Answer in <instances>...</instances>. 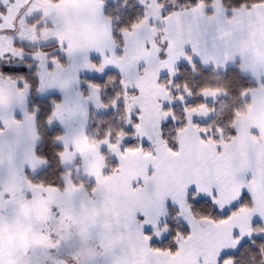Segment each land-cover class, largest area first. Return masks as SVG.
<instances>
[{"label": "snow or ice", "instance_id": "6c2138e0", "mask_svg": "<svg viewBox=\"0 0 264 264\" xmlns=\"http://www.w3.org/2000/svg\"><path fill=\"white\" fill-rule=\"evenodd\" d=\"M48 4L62 9L61 14L51 15L40 0H0V169L5 154L14 157L29 127L36 128L42 107L36 103L28 110L33 88L40 94L53 87L61 92L62 100L52 102L43 122L50 131L53 124L65 129L66 119L77 111L85 120L87 116L86 104L77 109L66 94L71 85L79 86V72L103 74L110 66L119 74V90L108 103L100 95L107 84L87 81L88 94L78 87L76 95L96 108L123 106L126 119L124 127L108 129L93 141L102 162L84 173L90 183H81V190L94 197L103 180L127 191L135 201L132 217L148 264H236L235 250L264 240V125L252 121L253 114L264 111V35L254 37L250 48L241 47L243 27L225 29L223 24L229 17H240L241 25L245 17L264 22V0H136L141 11L129 23L105 12L108 0ZM126 5L122 0L121 7ZM49 42L54 49L42 47ZM26 44L34 50L26 52ZM78 51L84 57L76 65L73 55ZM12 59L15 66H4L13 64ZM141 61L144 67L138 68ZM181 66L191 71L192 85L181 81ZM209 68L222 76L224 91L196 86L201 70ZM129 69L133 78H128ZM161 71L167 72L164 81ZM229 85H234L232 100L238 97L242 103H222L217 111L215 101L230 97ZM174 103L182 106L181 116L171 107ZM225 109L226 122H198L201 116L219 117ZM162 121L171 126L172 135L165 134ZM130 135L137 138L135 144L126 143ZM65 139L63 131L51 145L44 143L36 129L31 144L33 153L43 156L39 163L47 168L52 145H63ZM53 155L59 162L53 173L59 183L53 180L47 187L60 190L72 180L74 169L66 167L72 161L62 152ZM107 156L114 160L111 166ZM37 166L21 165L17 175L33 185L28 172L35 173ZM80 170L76 165L75 171ZM9 195L0 191V202ZM169 200L174 219L183 222L174 232L160 220L168 213ZM199 206L210 209L209 214L199 213ZM165 235L171 244L158 246ZM72 241L69 236L65 243ZM260 252L264 255V247ZM26 255L29 264H50V250Z\"/></svg>", "mask_w": 264, "mask_h": 264}, {"label": "rangeland", "instance_id": "374dc122", "mask_svg": "<svg viewBox=\"0 0 264 264\" xmlns=\"http://www.w3.org/2000/svg\"><path fill=\"white\" fill-rule=\"evenodd\" d=\"M120 1L108 0L107 8L111 9L112 13L117 12ZM130 1L133 2L132 5L138 6L136 0H127V4ZM40 6L48 8L51 15H58L62 12L60 8L50 7L48 0H40ZM38 16L39 13L32 19L35 20ZM229 18L223 24L225 29L236 27L234 21H237L239 17L236 20ZM243 29L246 30L245 25ZM25 31H27V26ZM49 31H54V29H41V32ZM255 35H248L246 48H250ZM243 40H247V35ZM240 46L244 47V44L243 46L240 44ZM42 47L52 50L55 45L49 42L42 44ZM24 48L26 52L34 50L27 44L24 45ZM83 57V52L74 53V64L82 63ZM93 59H96L95 54H93ZM13 60H11L13 64H4V66H15ZM143 67L144 63L141 61L138 68ZM110 71L116 72L110 66L103 74L87 69L81 70L79 86L71 85L66 94L77 106V109L86 104V120L77 111L71 119H66L65 129L59 124L52 126V129L57 127L61 132L64 131L66 139L65 143L61 145L62 154L66 161H72L67 163L66 167L74 169L72 180L67 181L63 188L57 190L34 183L29 185L27 180L17 175V170L21 165L25 168L32 164L38 165L35 173L28 172V177L29 175L35 176L45 168L39 163L42 160L37 158L32 151L31 139L36 134V128L29 127L26 133L27 138L21 148L16 150L14 157L9 159L5 154L4 167L0 169V191L10 195L6 200L0 202V264H29L26 253H31L33 250L44 252L50 250V264H56L58 260H64L70 264H148L146 250L138 239L132 217L135 201L127 191L114 181L103 180L96 185L97 194L94 197L85 194L80 188L81 183H90V178L84 173L102 162L100 154L95 150V145L88 139L85 140L84 137H88L92 123L103 121V118H98V116L109 112L115 115L118 114V110L111 106L107 109L94 107L91 101L85 102L81 96L76 95L77 88L79 87V90L87 95L88 89L85 82L90 79L100 80ZM134 75L135 72L129 69L128 78H133ZM85 77L90 79H84ZM160 79L162 81L167 79L166 71H161ZM100 95L102 97V91ZM50 96L58 97V100L51 99V104L55 101L59 102L63 98L61 92L55 87L45 89L42 94L33 90L28 97V110L32 98L44 100ZM218 100L219 98L215 103ZM208 102L212 103L211 100ZM177 104L179 103H174L171 107L173 108ZM15 115L19 118L21 113L16 111ZM213 115L211 114L207 118L198 117V122L206 123ZM125 119L126 115L124 118L117 117L118 121L113 131L124 127ZM104 120L109 122V119ZM255 120L256 124L264 125V116H257ZM164 125L165 122L162 121L161 127L164 128ZM170 127V125L166 127L169 132ZM170 134L172 135V133ZM136 142L137 138L131 135L126 138L128 144ZM107 158L109 163L106 162L111 166L114 160L111 156H107ZM76 165L80 166L79 173L75 171ZM107 171L106 168L105 172ZM168 204V213L166 216H161L160 220L161 223L167 222L174 232L175 228L181 227L183 222L179 218L174 219L175 208L172 206L171 200L168 201ZM69 236L73 238L71 244L65 243ZM166 238L169 236H163L157 243H161ZM227 251L233 253L232 249Z\"/></svg>", "mask_w": 264, "mask_h": 264}, {"label": "trees", "instance_id": "16d2710c", "mask_svg": "<svg viewBox=\"0 0 264 264\" xmlns=\"http://www.w3.org/2000/svg\"><path fill=\"white\" fill-rule=\"evenodd\" d=\"M122 3V0L120 1ZM119 3V9L117 12L112 13V10L107 8L105 12L110 13L113 17L116 15H120L121 22L122 23H129L132 19H134L137 14L141 11L138 6L132 5V1H130L125 8H122ZM131 4V5H130ZM14 65L17 62L15 59ZM10 67V66H7ZM111 77H115V80L111 79ZM34 79V77H30ZM180 78L181 81H187L190 85L193 84V77L190 70L184 68L181 66L180 68ZM84 79L89 80L90 78L85 77ZM90 81L100 83L102 85L107 84L106 89L102 90V99L105 103H108L111 99V97L114 95L116 91L119 90V74L115 71L108 72L104 78L98 80V79H90ZM196 86L198 87H207L210 89H218L219 91H224V84L225 81L223 80L222 76L217 74V72L213 68H209L206 71L201 70V75L198 80H196ZM243 83L247 84V79L243 80ZM234 87V85H229L230 90V97L225 100L223 97H220L219 100L215 103V106L217 108V111H220V106L222 103H227L229 107L233 106V104L239 105L242 103L240 99L237 97L235 101L232 100V96L235 95V92H232L231 89ZM35 90V88H33ZM51 99H57L56 96H50L44 100H40L38 98H32V100L29 102V110L31 111V108L33 104L39 103L42 107V111L40 113L39 118L36 122V129H38L40 137L43 138L42 142L52 144V139L54 135H60L61 130L57 127H53L51 131L49 130L48 126L43 122V118L47 115L48 111H50L52 104L50 102ZM190 103H199L197 100H192ZM176 111L178 116H181L182 113V106L180 104H177L173 107ZM118 110V114L109 112L107 114H103L98 116V118H103V121L97 123L94 122L90 125V132L88 135V140L93 143L94 140L99 139L100 137H103L105 132L108 129H115L116 120L117 117L124 118L125 113L123 111V106L116 108ZM112 114V115H111ZM228 109H225L221 112V115L217 117L215 114L210 120H219L221 122H226L228 120ZM109 119V122L104 120ZM209 120V121H210ZM208 121V122H209ZM206 122V123H208ZM204 123V124H206ZM164 132L166 135H171L168 130H166V127L169 126H163ZM121 128V127H120ZM60 151L62 152V146L61 145H52L51 151L49 152V165L48 167L44 168L41 172L36 174L35 176L29 175V178L34 182L35 185H41V182L44 186H47L50 184L53 180H56L57 183H59V180L53 173H55L56 169L59 168V162L57 161L55 155H53L54 152ZM40 160H43L42 155H35ZM107 162L109 163V159L107 158ZM197 211L201 214H209L210 209H208L205 206H199L197 207ZM160 244V245H159ZM158 246L165 247L169 246L171 244L170 237L164 239L161 243H159ZM264 247V240L256 239V243L252 244L250 241L247 242L244 245H241L238 250L234 252V255L236 257V264H264V255L261 254L260 249ZM232 254V253H230Z\"/></svg>", "mask_w": 264, "mask_h": 264}, {"label": "crops", "instance_id": "0c3cea01", "mask_svg": "<svg viewBox=\"0 0 264 264\" xmlns=\"http://www.w3.org/2000/svg\"><path fill=\"white\" fill-rule=\"evenodd\" d=\"M13 14H15V12ZM229 19H231V18H229ZM234 20H236V18ZM245 20L247 22L241 25L240 17H239L237 21H234V24H236V26H241V27H243L245 25L246 30L244 31L245 33H244L243 38H245V36L247 35V40H242L241 44H242V46L244 44V47L246 48L247 47L246 42H248V35L249 34H256L255 37H257L258 35H264V22L258 23V22H255V21H248L247 17H245ZM251 51H252L253 54L255 53V49L254 48H251ZM257 116H264V111H261L259 113L253 114L252 121L254 123L257 122L255 120ZM258 125H259V123H258Z\"/></svg>", "mask_w": 264, "mask_h": 264}, {"label": "water", "instance_id": "95a60500", "mask_svg": "<svg viewBox=\"0 0 264 264\" xmlns=\"http://www.w3.org/2000/svg\"><path fill=\"white\" fill-rule=\"evenodd\" d=\"M56 264H70V263L64 260H58Z\"/></svg>", "mask_w": 264, "mask_h": 264}]
</instances>
